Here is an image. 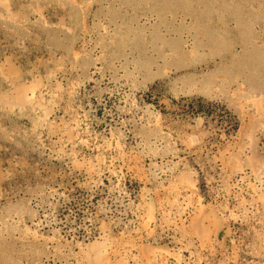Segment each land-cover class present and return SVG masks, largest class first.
<instances>
[{"label": "rangeland", "instance_id": "rangeland-1", "mask_svg": "<svg viewBox=\"0 0 264 264\" xmlns=\"http://www.w3.org/2000/svg\"><path fill=\"white\" fill-rule=\"evenodd\" d=\"M0 264H264V0H0Z\"/></svg>", "mask_w": 264, "mask_h": 264}]
</instances>
